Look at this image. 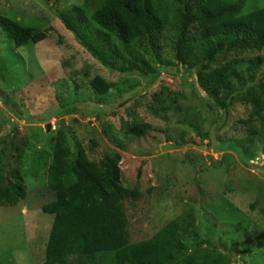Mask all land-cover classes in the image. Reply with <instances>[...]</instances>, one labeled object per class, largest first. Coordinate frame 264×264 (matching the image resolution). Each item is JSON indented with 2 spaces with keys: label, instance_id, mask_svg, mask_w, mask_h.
<instances>
[{
  "label": "rangeland",
  "instance_id": "rangeland-1",
  "mask_svg": "<svg viewBox=\"0 0 264 264\" xmlns=\"http://www.w3.org/2000/svg\"><path fill=\"white\" fill-rule=\"evenodd\" d=\"M75 3L78 0H57V10ZM254 3L264 6V0H247L245 9H253ZM52 8L53 0H0L1 17L39 27L47 35L36 46L14 49L0 24V181L10 155V140L5 136L15 125L17 137L26 141L20 175L27 189L19 205L0 208V264L44 261L45 239L53 217L42 213L41 208L54 197L42 174L35 170L42 172V164L50 161L60 121L62 128L71 127L86 149L91 139L95 152L120 154L122 184L139 193V199L125 205L131 243L150 238L183 216L186 237L198 229L199 237L206 236L229 264H264L262 213L257 207L254 211L249 208L256 203L257 187L264 191V133L261 137L251 135L253 128L261 130L260 124L264 126V114L260 124L253 122L249 128L243 123L249 117V105L227 99L221 102V112L209 110L193 74L174 61L169 33L154 40H159L160 51L150 50V44L145 43L143 52L153 68L155 63L163 66V73L147 88L144 80L137 81L141 93L120 106L121 95L135 81H123L119 73L98 65L75 42ZM253 57L262 59L260 71L264 72V50L229 55L227 61L246 62ZM8 65L12 67L8 69ZM95 77L114 88L109 97L101 99L92 92L89 82ZM244 77L235 86V93L251 80ZM71 105L78 111L65 116L63 108ZM56 114L60 115L54 118ZM32 117L42 124L27 123L26 118ZM141 122L152 130L139 139L132 137L129 130ZM46 124H51L49 131ZM251 142L254 147L248 146ZM233 143L237 152L227 149ZM17 167L10 162L9 169ZM247 182L255 185L249 192L245 190ZM257 202L264 210V200L258 196ZM190 211L194 230L187 226ZM234 221L248 225L247 236L235 228L230 231ZM227 231L235 241L229 240V235L227 238Z\"/></svg>",
  "mask_w": 264,
  "mask_h": 264
},
{
  "label": "trees",
  "instance_id": "trees-1",
  "mask_svg": "<svg viewBox=\"0 0 264 264\" xmlns=\"http://www.w3.org/2000/svg\"><path fill=\"white\" fill-rule=\"evenodd\" d=\"M56 1L53 0L52 13L75 42L103 69L119 73L123 81H135L125 96L121 95L118 105L127 104L141 93L137 81L144 80L147 88L163 73V66L155 63L153 68L143 52L145 43L150 44V50L160 51L159 40H154L169 33L174 61L193 74L207 108L221 112V102L237 101L251 108L243 123L249 128L253 122L259 123L264 114L262 59L235 62L227 61V57L264 50V6L254 3L248 11L247 0H78L57 10ZM0 24L7 30L14 49L36 46L47 38L39 27L19 21L0 16ZM244 62L247 65L243 71ZM11 67L8 65V69ZM244 76L251 80L235 93V86L243 82ZM89 87L101 99L109 97L114 89L100 77L93 78ZM63 109L65 116L78 111L74 105ZM29 119L26 121L30 125L42 124L35 117ZM14 127L5 136L10 140V155L0 181V208L16 207L26 198L27 189L20 175L26 141L17 137ZM260 127L261 130L253 128L251 135L261 137L264 126ZM151 130L148 123L141 122L132 126L129 134L139 139ZM114 144L118 145L116 141ZM233 144L227 149L237 152ZM95 150L91 139L86 149L70 126L58 127L50 161L42 164V172L35 170L42 174L41 179L54 197L41 208L42 213L53 217L42 264H229V259L206 236L199 237L191 211L186 215L191 217L187 226L195 231L188 238L187 228L182 225L185 217L180 216L150 238L131 243L125 205L139 199V193L122 184L120 154ZM11 161L18 167L9 169ZM254 186L247 182L246 192ZM258 188L256 203L249 208L259 209L264 226V210L257 202L258 196L264 200V191ZM241 224L234 221L229 229H238L243 237L247 236L248 225ZM230 231L225 235L235 241Z\"/></svg>",
  "mask_w": 264,
  "mask_h": 264
},
{
  "label": "water",
  "instance_id": "water-1",
  "mask_svg": "<svg viewBox=\"0 0 264 264\" xmlns=\"http://www.w3.org/2000/svg\"><path fill=\"white\" fill-rule=\"evenodd\" d=\"M62 122H63V121H60V127H61V128H62V124H63ZM50 126H51L50 124H47V125L45 126L46 129H47V131L50 130ZM189 146H192V145H189ZM195 148H198V149H199V148H201V147H197V146H195Z\"/></svg>",
  "mask_w": 264,
  "mask_h": 264
},
{
  "label": "clouds",
  "instance_id": "clouds-1",
  "mask_svg": "<svg viewBox=\"0 0 264 264\" xmlns=\"http://www.w3.org/2000/svg\"><path fill=\"white\" fill-rule=\"evenodd\" d=\"M46 125H47V124H46ZM46 125H45V126H46ZM50 125H51V124H50ZM189 145H191V144H189ZM193 147L195 148V146H193ZM197 147H198V146H197Z\"/></svg>",
  "mask_w": 264,
  "mask_h": 264
}]
</instances>
